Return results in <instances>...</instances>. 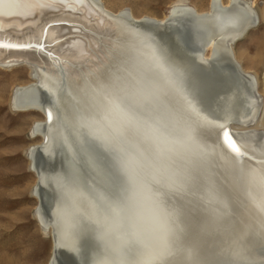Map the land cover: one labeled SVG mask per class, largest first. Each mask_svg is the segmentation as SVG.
Here are the masks:
<instances>
[{
  "label": "bare ground",
  "instance_id": "1",
  "mask_svg": "<svg viewBox=\"0 0 264 264\" xmlns=\"http://www.w3.org/2000/svg\"><path fill=\"white\" fill-rule=\"evenodd\" d=\"M167 1L168 10L161 16L150 3L131 0H28L0 7V45L29 46L0 47V71L11 72L9 79L0 83V103H7L9 113L31 114L14 133L28 131L40 140L38 146L31 143L21 151L27 152L26 169L37 179L24 188L38 201L29 213L37 230L51 242L45 264H88L97 247L86 234L75 241L62 238L52 224L55 192L45 177L62 170L66 149L52 140L49 129L72 87L84 76L99 75L108 65L106 46L123 25L153 34L185 68L186 86L197 107L193 110L205 121L201 136L214 152L219 150L220 156L231 160V166H225L217 156L215 176L219 167L227 169V187L243 199L239 223H231V203L217 178L218 191L227 206L220 211L227 216L221 231L213 236L202 234V223L196 225L188 238V247L194 251L191 264H207L199 256L207 254L213 243L222 244L215 251L221 258L218 264H253L246 257L245 242L256 233L264 240V219L259 211L255 218L249 214L250 190L239 177L253 167L264 171V0ZM195 29L203 33V39L197 36L191 42ZM184 41L189 42L190 52L181 49L179 44ZM48 112L52 113L50 121ZM225 130L235 139L238 155L225 146ZM14 140L18 142L20 137ZM75 148L79 155L91 159L92 175L102 190L117 195L120 178L111 157L93 141L85 140ZM2 257L0 264H20L19 258L34 264L37 254ZM256 264H264V260Z\"/></svg>",
  "mask_w": 264,
  "mask_h": 264
},
{
  "label": "clouds",
  "instance_id": "2",
  "mask_svg": "<svg viewBox=\"0 0 264 264\" xmlns=\"http://www.w3.org/2000/svg\"><path fill=\"white\" fill-rule=\"evenodd\" d=\"M106 49V68L72 87L49 129L66 149L62 170L45 177L55 192L52 224L64 239L94 240L88 264H191L193 229L202 223L213 236L227 216L215 166L217 156L231 160L203 140L186 70L153 34L123 25ZM85 140L111 157L117 195L77 153ZM239 180L250 190L249 214L264 219V171L253 167Z\"/></svg>",
  "mask_w": 264,
  "mask_h": 264
},
{
  "label": "rangeland",
  "instance_id": "3",
  "mask_svg": "<svg viewBox=\"0 0 264 264\" xmlns=\"http://www.w3.org/2000/svg\"><path fill=\"white\" fill-rule=\"evenodd\" d=\"M132 2H145L155 8L159 16L166 13L169 7L167 0H131ZM190 1V0H189ZM181 49L190 52L189 42L184 41L179 44ZM240 45V49H241ZM240 50L236 51L238 57ZM106 68V67H105ZM11 72L0 71V83L9 79ZM11 92V91H10ZM7 98L10 93H6ZM5 96V97H6ZM0 263L3 255L11 258L23 256L27 252L37 254L34 264H45L51 254V242L48 237L41 235L37 230L35 219L29 213L38 205V201L32 198L24 188L26 185H33L37 181L26 169L27 152H22V147L27 148L31 143H38V138L32 137L30 132L17 135L14 133L15 127L31 117L28 113H9L6 102L0 103ZM20 137V141L14 140ZM13 137V139H12ZM14 149L16 150L15 152ZM219 188L226 191L228 202L231 203V223H239V215L243 211V199L237 192H233L227 187L228 171L225 168L218 169ZM223 186V187H222ZM234 212V213H233ZM237 212H240L236 215ZM246 257L253 264L263 262L264 260V240L261 233L248 236L246 238ZM222 245V244H220ZM218 243L209 246V252L200 254V259L204 258L207 264H218L221 258L215 252L221 248ZM205 255H208L206 258ZM18 258V257H17ZM20 264H25L23 259L19 258ZM247 261H244L246 263ZM58 264H63L61 261Z\"/></svg>",
  "mask_w": 264,
  "mask_h": 264
},
{
  "label": "snow or ice",
  "instance_id": "4",
  "mask_svg": "<svg viewBox=\"0 0 264 264\" xmlns=\"http://www.w3.org/2000/svg\"><path fill=\"white\" fill-rule=\"evenodd\" d=\"M28 0H0V7H2L5 3H11V4H20V3H27ZM39 43V42H38ZM0 47H6V48H25L29 47L28 45L24 44H8V45H0ZM43 50L42 48L40 49ZM47 117L49 121L51 120L52 113L48 112ZM222 139L225 142V146L230 150L233 151L235 154H239V148L236 145L235 139L230 135V132L228 130H225L222 134Z\"/></svg>",
  "mask_w": 264,
  "mask_h": 264
},
{
  "label": "water",
  "instance_id": "5",
  "mask_svg": "<svg viewBox=\"0 0 264 264\" xmlns=\"http://www.w3.org/2000/svg\"><path fill=\"white\" fill-rule=\"evenodd\" d=\"M195 32H191L192 34L190 35V40L195 41V38L198 36L201 40L203 39V33L197 32V29L194 30ZM201 31V30H198Z\"/></svg>",
  "mask_w": 264,
  "mask_h": 264
}]
</instances>
